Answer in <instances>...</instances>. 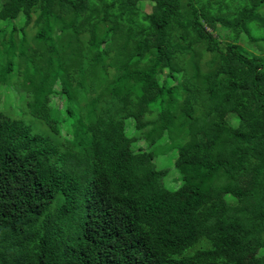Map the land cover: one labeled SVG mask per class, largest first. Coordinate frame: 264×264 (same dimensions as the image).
<instances>
[{
  "label": "trees",
  "instance_id": "16d2710c",
  "mask_svg": "<svg viewBox=\"0 0 264 264\" xmlns=\"http://www.w3.org/2000/svg\"><path fill=\"white\" fill-rule=\"evenodd\" d=\"M21 68L50 134L0 110V264H264V0H0Z\"/></svg>",
  "mask_w": 264,
  "mask_h": 264
},
{
  "label": "rangeland",
  "instance_id": "374dc122",
  "mask_svg": "<svg viewBox=\"0 0 264 264\" xmlns=\"http://www.w3.org/2000/svg\"><path fill=\"white\" fill-rule=\"evenodd\" d=\"M146 11H150L149 6H146ZM215 34H218V31L215 32ZM73 41V40H72ZM71 41V42H72ZM68 61V58H66ZM68 70V66L66 68ZM20 77V80L18 83H15L16 79ZM14 84L10 87H7L6 85L2 88L0 87V93L3 95V100L0 105V110L4 111L5 114L21 119L25 124H27L30 129L35 132L39 133L43 136H49L50 130L49 128L42 123L38 118H36V115H32L28 112L27 108L25 109L26 101H27V93L25 90H23V70L21 68V71L19 72L18 76L16 77ZM175 83V82H174ZM51 107L54 109H60L64 112L62 114L65 118L66 117V108L65 107H57L54 103L50 104ZM142 113L140 111V108L136 110V116L137 119L142 117ZM139 118V119H140ZM64 124V123H63ZM66 124V123H65ZM66 126H68L66 124ZM91 133H97V126H92L90 128ZM76 133V131H75ZM77 135V134H76ZM63 138V136H61ZM71 137V135H67L66 138ZM75 141L73 138L69 139L67 141V145H74ZM113 145L116 150H118V153L120 154L121 158L123 159L124 163L127 166L134 165L133 161L130 158V153L128 148V140L126 139H117L115 138L113 140ZM171 151V150H170ZM170 158H173V155L171 157L168 153H159L158 152V158L156 160V167L159 171L155 173V175L151 178V181L149 182V185L151 186L153 183H155L162 175H164V172H167L168 175L165 178L169 186L173 189L178 184H174V177H175V171H170V167L172 165ZM192 190L191 188H185L179 190L177 193L178 197H185L188 193H190Z\"/></svg>",
  "mask_w": 264,
  "mask_h": 264
}]
</instances>
